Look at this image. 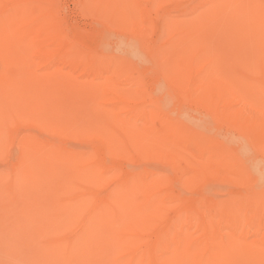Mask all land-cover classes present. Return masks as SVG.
I'll return each instance as SVG.
<instances>
[{"label":"bare ground","instance_id":"obj_1","mask_svg":"<svg viewBox=\"0 0 264 264\" xmlns=\"http://www.w3.org/2000/svg\"><path fill=\"white\" fill-rule=\"evenodd\" d=\"M201 1L167 35L185 45L184 78L162 74L158 83L188 81L198 93L219 94L235 92L234 80L242 91L264 93V0ZM128 2L145 20L137 2ZM53 8V0H0V160L7 162L0 168V264H264V239L243 228L264 215L263 196L200 202L186 194L214 181L243 185V154L179 114H157L143 100L129 108L104 74L116 72L147 98L129 67L146 60L144 40L76 55ZM162 54L153 52L157 64ZM53 60L85 78L54 71ZM112 100L115 106L104 105ZM225 117L264 150V122ZM213 157L222 159L220 168L210 167Z\"/></svg>","mask_w":264,"mask_h":264},{"label":"rangeland","instance_id":"obj_2","mask_svg":"<svg viewBox=\"0 0 264 264\" xmlns=\"http://www.w3.org/2000/svg\"><path fill=\"white\" fill-rule=\"evenodd\" d=\"M134 1L147 14L146 21L138 15L136 18L128 0H96L91 6H88L85 0H53V9L65 25L66 41L77 45L76 55L89 56L101 52H114L117 44L126 43V40L132 36L144 40L146 49L143 50L142 55L146 60L138 64H129V67L142 81L147 98L143 99L139 96L137 88L127 85L116 72L109 70L104 74L111 89H120L127 95L126 102L129 103V108H139L143 100V104H148L150 110L157 114L172 117L179 114L181 119L200 124L199 128L206 130L217 143L231 145L238 155L243 154L241 161L238 162L242 165L243 178H245L243 185L235 181L219 185L217 181H214L211 184H215L214 188L209 186L206 190L198 186L197 189H188L186 194H193L200 202H208L222 194L243 198L248 195V191L264 197V150L259 148L261 143L252 144L247 139H242L239 128L234 127L235 120L225 117L244 114L246 117L264 122V93L254 88L251 92L242 91L241 83L234 80L229 81V84L238 87L235 92L223 91L219 94L214 91L198 93L190 89L191 84L188 81L185 82V86L183 85L186 90H183V86L180 87L179 84L176 86L169 82L158 83V78L162 74L175 78L176 82L184 78L181 69L185 58L181 54L184 53L185 45L181 37L177 36L168 40L167 35L173 33L169 29L173 23H185L186 20L192 19L189 16L190 13L202 1ZM122 5L127 7L121 10ZM134 23L141 26L143 30L135 32L132 28ZM154 51L163 52L160 64H157V60L154 59ZM53 64L56 72L70 74L77 80L85 78L80 70L70 72L69 68L62 66L58 60H53ZM205 84L207 87H215L217 83L209 80ZM149 101L153 105H149ZM104 105L111 108L116 105L115 100L104 101ZM121 115L129 116L127 112ZM217 116L218 118H215ZM260 138L264 141V132L260 134ZM220 160L222 161L213 157L209 162L210 167L218 169ZM114 163L127 166L125 161L120 159ZM4 164L7 162H0V168L6 166ZM176 177H183V172ZM243 228L247 237L264 239V215L260 221L243 222ZM228 230V227L221 228V231L225 233Z\"/></svg>","mask_w":264,"mask_h":264}]
</instances>
